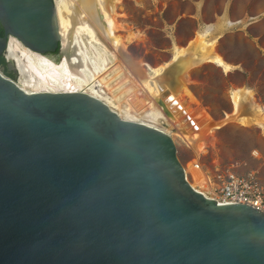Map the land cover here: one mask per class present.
I'll return each mask as SVG.
<instances>
[{
    "label": "water",
    "instance_id": "obj_1",
    "mask_svg": "<svg viewBox=\"0 0 264 264\" xmlns=\"http://www.w3.org/2000/svg\"><path fill=\"white\" fill-rule=\"evenodd\" d=\"M0 24V57L62 50L55 0H0ZM0 264H264V215L195 191L169 134L0 71Z\"/></svg>",
    "mask_w": 264,
    "mask_h": 264
},
{
    "label": "bare ground",
    "instance_id": "obj_2",
    "mask_svg": "<svg viewBox=\"0 0 264 264\" xmlns=\"http://www.w3.org/2000/svg\"><path fill=\"white\" fill-rule=\"evenodd\" d=\"M120 2L55 0L58 37L62 43L59 58L63 59L57 63L52 56L36 53L12 37L6 58L20 73L19 86L29 94L86 93L107 104L121 119L170 136L173 128L166 125L174 126L177 129L174 138L182 141L197 158L214 146V132L229 123L264 127V106L248 88L234 91L233 112L221 124L192 94L189 84L194 68L212 63L225 73L233 69L216 49V42L209 41L206 34H199L188 47L179 49L166 65L152 67L132 58L127 48L140 37L123 34L126 29L119 20ZM181 113L189 115L198 131L191 133L187 129L179 117ZM195 164L190 163L187 170L194 180L192 186L198 188L204 174L195 169Z\"/></svg>",
    "mask_w": 264,
    "mask_h": 264
},
{
    "label": "rangeland",
    "instance_id": "obj_3",
    "mask_svg": "<svg viewBox=\"0 0 264 264\" xmlns=\"http://www.w3.org/2000/svg\"><path fill=\"white\" fill-rule=\"evenodd\" d=\"M198 1L205 2L203 13L209 21L224 9H229L234 26L213 35L209 34V30H199L195 20L185 19L197 10ZM118 13L126 29L123 34L128 36L134 33L140 37L139 41L135 40L127 48L135 60L149 65L155 61L165 63L172 57L171 47L174 50L178 45V38L191 35L196 39L199 34H206L209 41L216 42V49L226 62L239 63V68L231 74L212 63L191 71L189 88L214 120L224 119L233 112L236 89L252 90L258 102L264 106V0H121ZM84 39L89 45L86 35ZM98 50L101 51L99 46ZM61 53L52 56L55 62L63 59L59 58ZM4 58L5 63L0 65V71L19 82L20 73H10L7 67L9 59ZM110 58L115 63L112 55ZM156 84L159 87L158 81ZM166 127L173 128L171 136L183 166L196 162L205 172L211 173L217 169H233L240 174L260 172L264 180V127L229 123L214 132V146L199 158L182 141L174 138L176 127ZM256 152L260 154L258 158L254 155Z\"/></svg>",
    "mask_w": 264,
    "mask_h": 264
},
{
    "label": "built area",
    "instance_id": "obj_4",
    "mask_svg": "<svg viewBox=\"0 0 264 264\" xmlns=\"http://www.w3.org/2000/svg\"><path fill=\"white\" fill-rule=\"evenodd\" d=\"M255 157L260 154L256 152ZM184 166L186 179L191 187L209 200L219 204H241L258 210L264 215V180L260 172L240 174L233 169H217L215 173L205 172L199 163L195 169L202 171L204 179L194 188L192 174Z\"/></svg>",
    "mask_w": 264,
    "mask_h": 264
},
{
    "label": "crops",
    "instance_id": "obj_5",
    "mask_svg": "<svg viewBox=\"0 0 264 264\" xmlns=\"http://www.w3.org/2000/svg\"><path fill=\"white\" fill-rule=\"evenodd\" d=\"M198 4H199V7L197 8V10H195V12L191 14H188L185 19L195 20L197 22L199 30L201 31L209 30L210 32L209 34L213 35L215 33L222 32V30L224 29L228 31L230 30V28H232V26H234V22L231 20L229 9H224L220 15H217L216 17L212 18L211 21H209L208 19H205V13H203L205 2L201 1ZM194 39L195 37H192L191 35H188L183 38H178L177 39L178 45L177 46L175 45L174 50L171 47V50L173 51V55L168 61H166L165 63H159L158 61H155V62H151L150 65H152L153 67H159V66H162L163 64H166L174 57L177 49L188 47L190 42H192ZM227 62L233 66V70L228 72L229 74L236 71L240 66L239 63H236V62H232V61H227Z\"/></svg>",
    "mask_w": 264,
    "mask_h": 264
},
{
    "label": "trees",
    "instance_id": "obj_6",
    "mask_svg": "<svg viewBox=\"0 0 264 264\" xmlns=\"http://www.w3.org/2000/svg\"><path fill=\"white\" fill-rule=\"evenodd\" d=\"M2 29V34H3V28H1ZM5 63V58L4 57H0V65L1 64H4Z\"/></svg>",
    "mask_w": 264,
    "mask_h": 264
},
{
    "label": "flooded vegetation",
    "instance_id": "obj_7",
    "mask_svg": "<svg viewBox=\"0 0 264 264\" xmlns=\"http://www.w3.org/2000/svg\"><path fill=\"white\" fill-rule=\"evenodd\" d=\"M1 28H2V26H1V24H0V35H1V36H4V32H3V34H2V29H1Z\"/></svg>",
    "mask_w": 264,
    "mask_h": 264
}]
</instances>
